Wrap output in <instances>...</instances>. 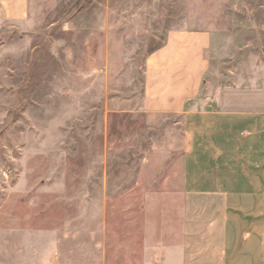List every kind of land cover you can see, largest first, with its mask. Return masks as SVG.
Instances as JSON below:
<instances>
[{
	"label": "rangeland",
	"instance_id": "obj_1",
	"mask_svg": "<svg viewBox=\"0 0 264 264\" xmlns=\"http://www.w3.org/2000/svg\"><path fill=\"white\" fill-rule=\"evenodd\" d=\"M175 31L264 78V0H0V264H142L188 149L186 116L144 108Z\"/></svg>",
	"mask_w": 264,
	"mask_h": 264
},
{
	"label": "crops",
	"instance_id": "obj_2",
	"mask_svg": "<svg viewBox=\"0 0 264 264\" xmlns=\"http://www.w3.org/2000/svg\"><path fill=\"white\" fill-rule=\"evenodd\" d=\"M219 38L171 32L148 59L145 112L186 116L188 149L178 184L162 185V232L148 228L142 264H264V78H216Z\"/></svg>",
	"mask_w": 264,
	"mask_h": 264
}]
</instances>
